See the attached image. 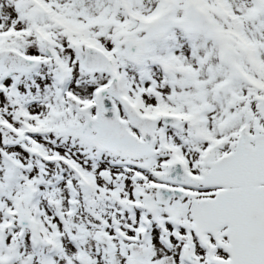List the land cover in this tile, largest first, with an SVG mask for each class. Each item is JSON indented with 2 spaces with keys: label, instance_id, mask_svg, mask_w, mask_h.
Segmentation results:
<instances>
[{
  "label": "snow or ice",
  "instance_id": "6c2138e0",
  "mask_svg": "<svg viewBox=\"0 0 264 264\" xmlns=\"http://www.w3.org/2000/svg\"><path fill=\"white\" fill-rule=\"evenodd\" d=\"M0 264H264V0H0Z\"/></svg>",
  "mask_w": 264,
  "mask_h": 264
}]
</instances>
